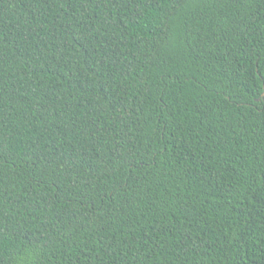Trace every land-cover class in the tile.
I'll return each mask as SVG.
<instances>
[{
    "label": "trees",
    "instance_id": "16d2710c",
    "mask_svg": "<svg viewBox=\"0 0 264 264\" xmlns=\"http://www.w3.org/2000/svg\"><path fill=\"white\" fill-rule=\"evenodd\" d=\"M0 264H264V0H0Z\"/></svg>",
    "mask_w": 264,
    "mask_h": 264
}]
</instances>
